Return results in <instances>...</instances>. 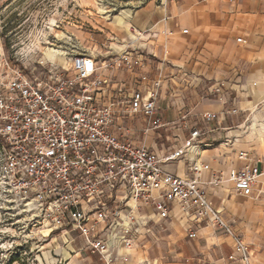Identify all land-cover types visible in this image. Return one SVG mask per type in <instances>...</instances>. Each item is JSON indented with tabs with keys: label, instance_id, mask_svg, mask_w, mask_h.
<instances>
[{
	"label": "built area",
	"instance_id": "built-area-1",
	"mask_svg": "<svg viewBox=\"0 0 264 264\" xmlns=\"http://www.w3.org/2000/svg\"><path fill=\"white\" fill-rule=\"evenodd\" d=\"M156 1L164 7L168 2ZM169 18L166 14L162 20L167 23ZM163 33L171 36L174 31L165 27ZM146 34L156 37L158 32L138 35ZM146 60L141 49L127 43L117 52L111 47L76 52L68 66L52 65L37 75L35 69L14 63L0 47V194L6 207L33 225L47 227L48 237L60 236L65 244L80 241L79 251L97 253L103 264H115L111 245L133 246L146 206L166 219L179 205L192 220L223 229L232 237L239 261L253 264L248 243L208 196L206 185L224 180L204 181L203 170L210 167L199 161L189 164L186 176L164 168V163L200 155L208 144L206 129L184 122L187 140L165 156L145 139L133 138L137 131L146 138L169 125L158 105L162 72L146 91L137 88L105 97L110 82L103 71L137 72ZM140 78L149 81L146 73ZM223 85L213 92L219 93ZM216 117L213 112L202 114L205 120ZM139 118L144 122L140 129L135 125ZM239 159L243 166L226 180L242 195L264 196L262 160L246 151L239 152ZM189 235L197 237L198 231Z\"/></svg>",
	"mask_w": 264,
	"mask_h": 264
},
{
	"label": "crops",
	"instance_id": "crops-1",
	"mask_svg": "<svg viewBox=\"0 0 264 264\" xmlns=\"http://www.w3.org/2000/svg\"><path fill=\"white\" fill-rule=\"evenodd\" d=\"M131 11L133 14L126 20L129 26L116 25L123 28L127 36L118 40L121 44L111 41L108 47L117 52L135 41L137 43L131 46L145 53L146 65L137 72L103 71V77L110 82L105 97L111 99L119 91L132 93L137 88L146 91L162 72L158 105L160 115L169 125L150 131L146 138L137 131L133 138L137 142L145 139L159 156H165L187 140L189 130L183 126L184 122L198 123L205 128L208 144L200 155L190 154L164 163V168L186 176L191 162L208 164L210 168L203 170L202 179L207 182L224 180L206 185L209 198L242 234L252 251L253 264H264V196L242 195L226 180L244 164L239 159L240 151L260 158L264 166V0H168L165 7L148 2ZM166 14L170 18L164 23L162 17ZM165 27L174 34H164ZM184 29L189 32L183 33ZM142 31L158 32V35L146 34L140 38L138 34ZM177 37L199 44V50L193 53L195 58L204 59L207 67L220 66L221 73L215 75L214 82L208 85L203 79L206 75L201 76L198 71L200 73L194 75L195 80L190 83L185 77L190 78L182 59L167 56L171 45L176 50L180 47L178 41H174ZM239 37L245 41L239 42ZM159 52L166 55L161 57ZM188 53L191 55L192 51ZM166 60L171 64L167 65ZM141 73H146L149 81H142ZM219 83H224L221 91L213 92ZM233 109L238 112L232 113ZM206 112L217 113V117L205 120L202 114ZM184 115L185 120L182 119ZM135 125L140 129L144 122L139 118ZM250 128L255 131H249ZM261 182L264 183V176ZM141 212L142 219L138 223L142 227L133 246L111 245L115 264H242L230 235L207 221L192 220L179 205H175L166 219L160 218L150 205ZM194 230L198 231V236L190 237L189 233ZM78 246L80 243L75 242L57 248L70 260L69 264H77L75 256L83 254L87 255L85 261L103 264L97 253L79 251ZM65 251L69 257L65 256ZM49 259L54 260V255Z\"/></svg>",
	"mask_w": 264,
	"mask_h": 264
},
{
	"label": "rangeland",
	"instance_id": "rangeland-1",
	"mask_svg": "<svg viewBox=\"0 0 264 264\" xmlns=\"http://www.w3.org/2000/svg\"><path fill=\"white\" fill-rule=\"evenodd\" d=\"M148 2L157 3L156 0H0V47L14 63L26 66L28 71L35 69V73L41 75L52 65L68 66L76 52L106 50L111 41L121 44L118 40L127 33L116 25L129 26L126 20L133 14L131 10ZM175 39L180 47L176 50L171 45L167 56L182 59L181 63L189 71L190 78L185 77L190 83L195 80L193 76L200 73L198 71L208 77L203 76L208 85L214 82L215 75L221 73L220 66L213 69L207 67L201 57L195 58L199 44L189 43L185 38ZM58 56L64 60L57 61ZM152 58L158 59L153 55ZM169 63L171 61L166 60V64ZM249 131L255 130L250 128ZM48 233L47 227L33 225L9 210L0 194V264H69L70 260L57 248L68 244L59 236L48 237ZM51 254L54 260L49 259ZM65 256L69 257L67 251ZM75 257L77 264L90 263L88 259L85 261V254Z\"/></svg>",
	"mask_w": 264,
	"mask_h": 264
},
{
	"label": "bare ground",
	"instance_id": "bare-ground-1",
	"mask_svg": "<svg viewBox=\"0 0 264 264\" xmlns=\"http://www.w3.org/2000/svg\"><path fill=\"white\" fill-rule=\"evenodd\" d=\"M50 54L52 55L51 57H54V56H55V55H53L52 51L50 52ZM56 60H57V61H63L64 58L61 57V56H58V57H56Z\"/></svg>",
	"mask_w": 264,
	"mask_h": 264
}]
</instances>
